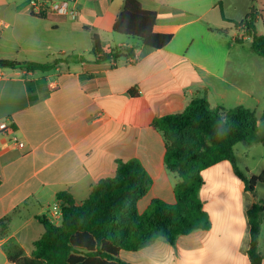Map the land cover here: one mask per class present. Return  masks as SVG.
<instances>
[{
	"label": "crops",
	"instance_id": "0c3cea01",
	"mask_svg": "<svg viewBox=\"0 0 264 264\" xmlns=\"http://www.w3.org/2000/svg\"><path fill=\"white\" fill-rule=\"evenodd\" d=\"M140 2L156 15L154 32L172 36L167 47L151 50L114 32L124 0H75L78 19L45 18L53 32L31 48L1 44L0 32V60L57 61L49 71L0 68V123L9 126L0 130V222L7 224L0 236V264H15L6 252L11 246L31 258L46 233L42 218L54 204H62L58 197L67 194L81 206L98 183L116 175L121 161L137 160L152 180L149 192L135 200L140 215L156 201L176 205L182 178L167 168V142L153 122L183 113L197 99L207 101L211 110H227L249 96L237 76L233 83L232 66L237 54L242 72L236 44L250 38L240 25L256 13L252 0ZM255 22L257 28L258 22L264 26L258 17ZM94 35L105 53L133 52L99 61ZM236 161L239 169L237 156ZM246 170L250 179L264 167L259 173ZM202 176L199 198L210 227L173 244L158 239L137 251L121 250L123 262L251 264L248 215L264 197L248 190L229 161ZM263 246L264 213L258 241L262 264Z\"/></svg>",
	"mask_w": 264,
	"mask_h": 264
},
{
	"label": "trees",
	"instance_id": "16d2710c",
	"mask_svg": "<svg viewBox=\"0 0 264 264\" xmlns=\"http://www.w3.org/2000/svg\"><path fill=\"white\" fill-rule=\"evenodd\" d=\"M256 13L240 27L252 38L251 50L264 58V35L258 36L255 18L264 24V0H252ZM43 19L48 17H41ZM156 15L143 10L140 0H124V6L114 26V32L136 38L143 46L163 49L171 35L156 34ZM93 51L99 61L117 59L133 51L121 48L112 53L101 49L98 36L92 38ZM242 43V42H239ZM0 60L2 69L49 71L54 64ZM153 127L163 132L167 142L166 166L181 178L176 187L177 204L156 201L140 215L135 200L144 197L152 186L151 178L140 163L119 162L116 175L98 183L89 198L75 206L72 197L62 194V221L54 225L42 218L46 233L35 243L31 258L24 251L11 246L6 249L8 259L15 264H128L123 262L121 250L137 251L158 239L173 244L179 237L199 229H208L210 220L203 210L199 190L204 183L202 172L223 161H229L254 192L264 183V171L248 179L237 168L235 147L238 143L264 146V113L258 121L255 112L244 107L233 110H211L207 101L197 99L181 114L156 119ZM264 202L254 204L249 212L251 264H262L258 250L261 215ZM7 224L0 222V236Z\"/></svg>",
	"mask_w": 264,
	"mask_h": 264
},
{
	"label": "rangeland",
	"instance_id": "374dc122",
	"mask_svg": "<svg viewBox=\"0 0 264 264\" xmlns=\"http://www.w3.org/2000/svg\"><path fill=\"white\" fill-rule=\"evenodd\" d=\"M29 2L30 0H0V20L8 24V27L2 30L1 44H13L18 50L19 48H31L33 44L49 38V33L53 32L51 25L45 19L30 13ZM251 12L255 13L253 8ZM258 29V36L264 35V26L260 22H258ZM251 43L252 38H248L243 44H236L240 46L238 52L243 62L242 72L240 58L239 60L236 58L237 54L233 55L232 66L233 83H237L235 79L237 76L238 82H242L243 86L247 85L249 96L239 105L234 102L228 105L227 110L244 107L255 112L256 118L260 121L264 113V58L252 52ZM235 154L239 170L246 177H248L246 167L255 173H259L264 167V159H262L264 146L262 144L250 145L247 142H241L236 146ZM255 194L258 197H264V183L257 184Z\"/></svg>",
	"mask_w": 264,
	"mask_h": 264
},
{
	"label": "built area",
	"instance_id": "2783aa9c",
	"mask_svg": "<svg viewBox=\"0 0 264 264\" xmlns=\"http://www.w3.org/2000/svg\"><path fill=\"white\" fill-rule=\"evenodd\" d=\"M30 13L38 17L60 16L77 20L79 17V10L76 6L75 0H30ZM8 24L0 20V32L6 29ZM244 31V28H241ZM1 131H8L9 126L6 122L0 123ZM19 146L23 147L22 143ZM54 225H60L62 221V204L59 202L54 204L48 212L46 217Z\"/></svg>",
	"mask_w": 264,
	"mask_h": 264
},
{
	"label": "water",
	"instance_id": "95a60500",
	"mask_svg": "<svg viewBox=\"0 0 264 264\" xmlns=\"http://www.w3.org/2000/svg\"><path fill=\"white\" fill-rule=\"evenodd\" d=\"M254 12H256V9L254 8Z\"/></svg>",
	"mask_w": 264,
	"mask_h": 264
}]
</instances>
